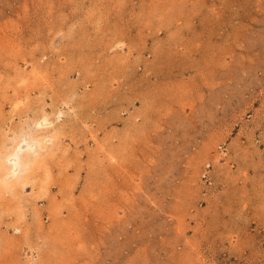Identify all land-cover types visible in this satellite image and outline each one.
I'll use <instances>...</instances> for the list:
<instances>
[{
    "label": "rangeland",
    "instance_id": "374dc122",
    "mask_svg": "<svg viewBox=\"0 0 264 264\" xmlns=\"http://www.w3.org/2000/svg\"><path fill=\"white\" fill-rule=\"evenodd\" d=\"M0 264H264V0H0Z\"/></svg>",
    "mask_w": 264,
    "mask_h": 264
},
{
    "label": "bare ground",
    "instance_id": "6f19581e",
    "mask_svg": "<svg viewBox=\"0 0 264 264\" xmlns=\"http://www.w3.org/2000/svg\"><path fill=\"white\" fill-rule=\"evenodd\" d=\"M39 128H40V127H39ZM20 141H21V140H20ZM18 143H20V142H18ZM16 145H17V144H16ZM16 145H15V146H16ZM18 145H19V144H18ZM5 157H6V156H5ZM14 177H15V176H14Z\"/></svg>",
    "mask_w": 264,
    "mask_h": 264
}]
</instances>
